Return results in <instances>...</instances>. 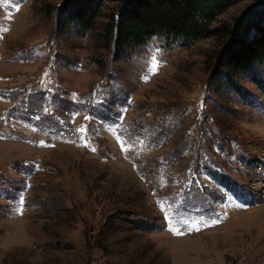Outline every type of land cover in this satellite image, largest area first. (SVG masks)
I'll list each match as a JSON object with an SVG mask.
<instances>
[{"label": "rangeland", "instance_id": "rangeland-1", "mask_svg": "<svg viewBox=\"0 0 264 264\" xmlns=\"http://www.w3.org/2000/svg\"><path fill=\"white\" fill-rule=\"evenodd\" d=\"M65 1L0 0V264H264V68L216 80L221 35L119 53L115 4L82 35Z\"/></svg>", "mask_w": 264, "mask_h": 264}, {"label": "trees", "instance_id": "trees-1", "mask_svg": "<svg viewBox=\"0 0 264 264\" xmlns=\"http://www.w3.org/2000/svg\"><path fill=\"white\" fill-rule=\"evenodd\" d=\"M251 1L231 24L212 28V23L231 7ZM107 4L110 21L101 27L108 49L124 52L152 38L164 46L190 47L195 42L221 35L230 38L217 57L214 77L230 84L264 68V0H66L57 9L59 30L84 35L99 29Z\"/></svg>", "mask_w": 264, "mask_h": 264}, {"label": "snow or ice", "instance_id": "snow-or-ice-1", "mask_svg": "<svg viewBox=\"0 0 264 264\" xmlns=\"http://www.w3.org/2000/svg\"><path fill=\"white\" fill-rule=\"evenodd\" d=\"M21 203H22V201H21Z\"/></svg>", "mask_w": 264, "mask_h": 264}]
</instances>
